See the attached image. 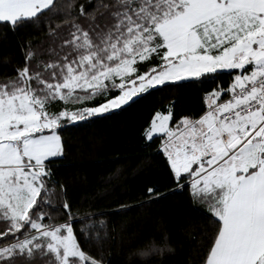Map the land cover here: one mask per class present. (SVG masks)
Masks as SVG:
<instances>
[{"label":"snow or ice","instance_id":"obj_1","mask_svg":"<svg viewBox=\"0 0 264 264\" xmlns=\"http://www.w3.org/2000/svg\"><path fill=\"white\" fill-rule=\"evenodd\" d=\"M27 25L48 46L20 42L0 72V264H111L109 217L131 205L80 214L54 171L62 131L220 73L227 87L202 90L199 114L177 117L172 101L142 135L158 141L171 191L211 219L199 264H264V0H0V40ZM166 194L148 187L139 204ZM166 252L167 233L148 237L128 264Z\"/></svg>","mask_w":264,"mask_h":264},{"label":"trees","instance_id":"obj_2","mask_svg":"<svg viewBox=\"0 0 264 264\" xmlns=\"http://www.w3.org/2000/svg\"><path fill=\"white\" fill-rule=\"evenodd\" d=\"M6 31L0 27V35ZM31 40L33 46L47 47L48 37L38 26L27 25L15 33L8 32L0 40V72L21 59L19 44ZM147 64L141 65L146 70ZM230 76L220 73L212 80L185 83L180 87H166L134 98L122 109L92 119L62 131L66 155L57 160L54 169L58 179L68 188L71 201L80 208V214L96 210H112L119 205H131L127 211L115 212L109 217L114 222L116 237L110 244L111 264H128V252L148 237L161 240L165 233L174 252L163 258L133 257L131 264H199L200 255L212 233L211 219L203 205H194L184 192H172L164 158L156 152L157 140L145 146L143 129L156 110H163L174 101V114H199L203 110L202 90L216 83L227 87ZM115 94V93H114ZM148 187L167 193L151 203L139 204L147 199ZM4 227L0 222V229ZM204 236L203 243L193 237ZM96 254V249H92Z\"/></svg>","mask_w":264,"mask_h":264}]
</instances>
